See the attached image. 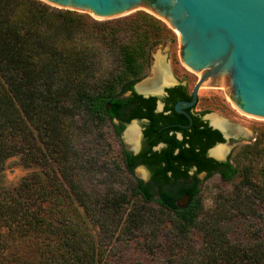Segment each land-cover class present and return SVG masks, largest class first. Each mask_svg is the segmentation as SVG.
<instances>
[{
	"label": "trees",
	"instance_id": "trees-1",
	"mask_svg": "<svg viewBox=\"0 0 264 264\" xmlns=\"http://www.w3.org/2000/svg\"><path fill=\"white\" fill-rule=\"evenodd\" d=\"M168 31L144 11L96 20L41 0H0V264H119L110 262L109 252L123 227L104 223L109 214L120 217L123 203L132 199L169 212L176 240L201 241L171 246L168 257L137 264H264V129L235 151V163L232 154L221 163L220 178L239 181L221 195L219 214L201 219L194 185L189 204L174 206L164 182L170 180L168 166L161 167L164 180L156 191L135 180L124 194L109 192L100 180L96 188L89 185L97 190L92 196L86 183L76 185L64 175L72 168L67 157L74 135L90 129L104 140L93 139L91 150L81 142L90 165L131 175L123 146L112 142L123 130V104L129 103L123 95L141 97L134 84L146 74L151 48ZM17 154L27 165L46 167L6 188L4 162ZM91 223H99V233Z\"/></svg>",
	"mask_w": 264,
	"mask_h": 264
},
{
	"label": "water",
	"instance_id": "water-1",
	"mask_svg": "<svg viewBox=\"0 0 264 264\" xmlns=\"http://www.w3.org/2000/svg\"><path fill=\"white\" fill-rule=\"evenodd\" d=\"M41 1L95 19L139 9L151 13L177 34L179 61L197 76L188 104L196 100L200 87L222 88L235 110L264 120V0ZM166 86L145 95H162ZM135 88L138 91L137 84ZM176 110H181L180 103ZM188 197L185 194L179 204Z\"/></svg>",
	"mask_w": 264,
	"mask_h": 264
},
{
	"label": "rangeland",
	"instance_id": "rangeland-1",
	"mask_svg": "<svg viewBox=\"0 0 264 264\" xmlns=\"http://www.w3.org/2000/svg\"><path fill=\"white\" fill-rule=\"evenodd\" d=\"M136 11L147 12L143 9ZM77 12L85 13L95 19L87 12ZM124 16L126 15L120 17ZM154 17L157 18L156 16ZM160 21L169 31L164 34L162 38H160V40L151 48L146 74L138 83H141L150 77L157 58L161 57L163 64H165L174 78L186 84L188 90L190 91L197 80V76L181 65L177 52V34L165 22L162 20ZM104 66L110 68L112 64L109 61H105ZM197 107L206 109L209 112L208 114L216 113L230 122L239 124L248 130L249 135L247 137H243L231 143H228L227 140L225 143L226 145L228 144V147L231 144H234L231 150V160L233 163H235L233 157L235 151L241 145L252 142L255 139L257 131L264 129V120H256L240 115L229 103L222 88L200 87L198 90ZM88 132V134L77 133L74 135L76 144H74L71 147V150L68 151L67 157L72 165V168L65 169L64 175L66 178L73 181L76 185H79V183L82 184V182L86 183L83 187L87 190H90L91 188L89 185H94L96 188L98 181L102 180L107 182V190L109 192L116 194L119 192H123V194L125 192H130V187L135 183V175L132 176L128 173L122 175H110L103 169L97 168L92 164L90 165L89 162H91V159L87 157V154H84L81 142L84 143L86 140L87 147L91 150L94 149V146L89 145L90 143L93 145V139L96 141V139L99 138L101 143H104V140L102 139L103 134H101L98 130L90 129ZM228 139L230 138L228 137ZM112 142L113 146L121 148V146H123L122 135L119 137L114 135ZM98 146L100 145L98 144ZM75 148L76 150L78 148L79 153H77ZM85 165H88L89 167L87 174H83L80 170L81 166L84 167ZM43 167H46V164L43 166L36 163H30L27 165L23 162L19 154L12 155L4 162L3 186L12 189L27 176L41 171ZM201 179L202 182L200 183V192L198 194V199L200 201V213L198 219L219 214L217 206L220 202L221 195L231 189L234 182L239 181L238 176L234 178L233 182L223 181L219 175H214L207 179L202 176ZM90 191L92 196H96L97 190ZM107 219L108 222L104 223L105 227H123V234L120 235L119 239L112 240V243H116V245L109 252V259L111 263L137 264L138 262H151L160 257H168L166 252L171 250V246L172 248H178L189 243L199 246L201 243L200 239L194 237H189L187 240H176L174 235V227H176V225L172 220V215L154 202L145 203L138 199H132L131 204L128 206H125L123 203V213H121L120 217L109 214ZM91 227H93V231L97 234L99 233V227L101 226L99 223H91ZM127 227H135V229L132 233H130L126 232Z\"/></svg>",
	"mask_w": 264,
	"mask_h": 264
},
{
	"label": "flooded vegetation",
	"instance_id": "flooded-vegetation-1",
	"mask_svg": "<svg viewBox=\"0 0 264 264\" xmlns=\"http://www.w3.org/2000/svg\"><path fill=\"white\" fill-rule=\"evenodd\" d=\"M165 68L172 83L164 88L162 95L138 92L135 86L140 80L134 84V91L141 97L128 96L130 91L123 95V101L129 102L123 104V130L120 133L123 138V163L132 167L131 175L136 176V181L148 183L153 191L157 190L156 184L164 180L161 167H170L166 171L170 180L164 182L169 184L166 188L172 193L174 206L182 209L191 200L193 185L199 189L196 195L198 198L202 176L206 179L214 175L220 176L221 163L229 158L234 146L231 144L228 147L225 144L227 140L231 143L239 139L226 136L219 126L212 123L211 115L214 113L208 114L206 109L197 107L198 93L196 100L188 104L192 100L194 85L189 91L186 84L176 80L166 66ZM177 103H180V111L176 110ZM114 122L117 123V120ZM133 123L139 129L136 147L125 136ZM219 145L228 147L222 158L211 153ZM140 168L145 176L138 174L137 170ZM185 194L189 197L181 205L178 201ZM153 197L157 198L158 194Z\"/></svg>",
	"mask_w": 264,
	"mask_h": 264
},
{
	"label": "bare ground",
	"instance_id": "bare-ground-1",
	"mask_svg": "<svg viewBox=\"0 0 264 264\" xmlns=\"http://www.w3.org/2000/svg\"><path fill=\"white\" fill-rule=\"evenodd\" d=\"M164 65L165 64H163L162 58L161 57L157 58V61L154 64L150 77L137 85L138 90L143 93L155 92L160 86L171 84L172 83L171 76L169 75ZM238 113L240 115H243L240 112ZM211 118H212V123L219 126L223 130L226 136H233L237 139H240L243 137H247L249 135L248 130L245 127L239 124L232 123L223 117H219L217 114L211 115ZM248 118H252V117H248ZM252 119L263 120L257 118H252ZM138 135H139V129L137 124H133L129 126L125 133L126 140L130 142L133 147L137 146ZM227 150L228 147H226V145H219L214 149H212L211 153L213 155H217L218 157L222 158L226 154ZM138 174L140 176H145V172L141 168L138 170Z\"/></svg>",
	"mask_w": 264,
	"mask_h": 264
}]
</instances>
